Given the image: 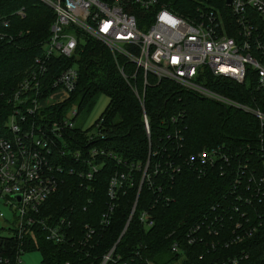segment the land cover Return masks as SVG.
<instances>
[{
  "label": "built area",
  "instance_id": "obj_1",
  "mask_svg": "<svg viewBox=\"0 0 264 264\" xmlns=\"http://www.w3.org/2000/svg\"><path fill=\"white\" fill-rule=\"evenodd\" d=\"M37 1L50 8L55 19L42 55L34 59L33 68L11 93L13 110L7 121V135L0 138V203L16 212L13 227L7 228L6 235L0 234V264H22L25 246L35 239L36 233H44L45 240L56 246L71 244L70 221L50 215L43 218L41 210L63 186L64 176H76L90 183L105 160H117L113 151L96 144L103 138L100 122L94 125L92 134L75 130L78 111L67 103L77 87V70L68 67L53 74L49 69L53 58H73L83 45L82 36L101 43L114 58L132 63L135 71L143 73L144 86L147 75L158 82L169 81L199 98L242 111L264 127V113L260 109L238 103L197 82L202 69L240 85L251 74L254 92L264 95V0H232L229 5L224 4L225 11L209 0H194L195 6L188 8L191 11L186 15L172 11L173 2L165 0ZM13 15L22 17L24 11L20 9ZM6 21V17L0 16L4 26ZM119 73L126 80L121 68ZM133 92L142 108L145 135L150 138L143 96L139 97L136 90ZM180 118V114L170 116L166 122L174 126ZM76 131L79 136L73 134ZM179 135L176 129L164 135L170 144L153 153L156 157L153 163L149 157L145 164L129 166L130 172L140 174V181L124 231L134 215L143 185L162 192L154 205H166L171 202L166 193L170 182L187 167L197 178H205L210 171H217L223 179L229 178L230 195L240 204L229 205L225 198L218 201L211 208L213 219L204 216L187 230V244L193 245V235L199 233H214L221 242L227 241L226 248L251 237L257 228L248 219L246 208L264 198V175L256 172L255 161L250 157L256 152V161L264 169L262 146L257 150L249 145L237 149L218 145L180 158L177 156L180 147L176 146V141H181ZM263 135L264 131L258 138L262 139ZM133 185V180L126 184V175L122 173L110 178L107 187L110 205L100 225L109 224L113 202L126 187ZM231 211L236 220L230 216ZM0 217H3L1 213ZM138 222L145 231L155 224L148 210L139 213ZM85 230L83 241L87 243L94 230L88 226ZM223 232L232 236L224 240ZM170 250L182 254L178 242ZM110 254L103 257L102 264L109 260ZM237 263L236 259L228 261V264Z\"/></svg>",
  "mask_w": 264,
  "mask_h": 264
},
{
  "label": "trees",
  "instance_id": "obj_2",
  "mask_svg": "<svg viewBox=\"0 0 264 264\" xmlns=\"http://www.w3.org/2000/svg\"><path fill=\"white\" fill-rule=\"evenodd\" d=\"M168 1L173 2L172 11L183 15L190 13L189 9L195 6L194 0H165ZM209 2L221 11L226 10L225 0ZM180 5L186 8H179ZM20 9L24 11L22 17L13 15ZM0 16L7 20V26L0 23L1 138L7 135V120L13 110L9 95L33 68L34 59L42 55L55 16L50 8L37 0H0ZM82 39L83 45L73 58H53L49 69L53 74L68 67L77 70V87L67 103L68 107H75L76 102L77 111L88 103L91 106L99 94L109 99L99 119L103 138L96 144L113 151L120 163L105 160L99 174L90 183L76 176H64L63 186L46 202L40 215L43 218L50 215L54 219L66 217L71 225L68 234L73 238L71 244L56 246L45 240L44 233H36L35 239L26 244L25 253L38 252L40 264H102L103 257L110 253L105 264H173L181 256L184 257L182 264H228L233 259L238 260L237 264H264V198L246 208L248 219L257 228L251 237L226 248L224 243L227 241L221 242L214 233H199L193 235V245L187 244V230L204 216L213 219L211 208L218 201L225 198L229 205H240L230 195L229 178L223 179L217 171H210L205 178H197L187 167L184 168L170 182L166 193L171 202L166 205H154L162 192L143 185L134 215L124 231L140 181V174L130 172L129 166L145 164L149 157L153 163L156 160L153 153L170 144L164 135L174 129L179 130L181 141H176V146L180 147L177 156L184 158L218 145L231 149L249 145L257 150L262 146L264 150V135L262 139L258 138L264 127L242 111L199 98L169 81L158 82L147 75V85L144 86L143 73L135 71L132 63L121 57L114 58L105 46L91 38L82 36ZM119 68L126 80L120 75ZM199 74L197 82L200 85L264 113V95L254 92L255 82L251 74L241 85L214 77L207 69H202ZM133 90L139 97L143 96L150 138L145 135L142 108ZM179 114L181 118L174 126L166 122L170 116ZM73 134L79 136L77 131ZM251 158L255 161L253 167L256 172L264 175V169L256 161L257 153L254 152ZM116 173L125 174L126 184L133 180L134 185L118 194L109 224L103 227L100 225L101 217L110 205L107 187ZM143 210H148L155 220L149 231H145L138 222V215ZM231 213L230 216L236 220L234 211ZM85 226L94 230L87 243L83 241ZM230 236L231 233L223 232L221 238L226 240ZM174 242H178L181 256L171 252ZM8 243L13 245L11 240Z\"/></svg>",
  "mask_w": 264,
  "mask_h": 264
},
{
  "label": "rangeland",
  "instance_id": "obj_3",
  "mask_svg": "<svg viewBox=\"0 0 264 264\" xmlns=\"http://www.w3.org/2000/svg\"><path fill=\"white\" fill-rule=\"evenodd\" d=\"M8 97V96H7ZM11 98V93L9 95V102ZM109 103V99L102 95L99 94L97 95L93 103L86 104L84 105L81 109L78 111V116L74 120V125L75 129L80 130L81 132H88V133H93L95 132L94 125L101 123L100 117L102 114L105 112L107 106ZM77 102L75 108L77 110ZM11 117V114H10ZM8 121V120H7ZM97 122V123H96ZM100 122V123H99ZM0 213L2 214L3 217H0V234L1 235H6L7 234V228H12L14 225V214L16 213L15 211L7 208L6 206L3 205V203H0ZM184 257L181 256L178 262H175V264H178L183 261ZM21 261L22 264H40L41 263V255L38 252H32V253H26L21 256Z\"/></svg>",
  "mask_w": 264,
  "mask_h": 264
},
{
  "label": "water",
  "instance_id": "obj_4",
  "mask_svg": "<svg viewBox=\"0 0 264 264\" xmlns=\"http://www.w3.org/2000/svg\"><path fill=\"white\" fill-rule=\"evenodd\" d=\"M232 0H225V4L229 5L231 3Z\"/></svg>",
  "mask_w": 264,
  "mask_h": 264
}]
</instances>
